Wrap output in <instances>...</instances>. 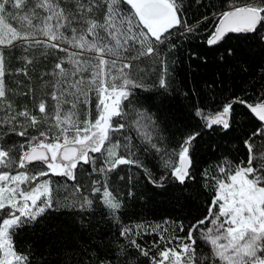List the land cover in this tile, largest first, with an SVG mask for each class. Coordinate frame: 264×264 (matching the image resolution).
<instances>
[{"label": "snow or ice", "instance_id": "snow-or-ice-1", "mask_svg": "<svg viewBox=\"0 0 264 264\" xmlns=\"http://www.w3.org/2000/svg\"><path fill=\"white\" fill-rule=\"evenodd\" d=\"M194 4L213 10L190 22L192 0H0V264H32L14 236L60 212L82 228L98 214L111 236L107 246L64 249L62 264H264V61L253 70L242 59L264 50V0ZM233 38L239 46L224 47ZM192 42L218 52L225 72L204 93L192 90L196 123L173 143L141 93L155 89L163 103L169 68ZM6 50H20V103L7 83ZM37 55L54 58L39 74L40 95L29 73ZM234 74L235 93L223 78ZM236 132L242 159L223 155L195 171L205 134ZM201 181L212 193L203 218L127 216L143 199L138 186L179 202Z\"/></svg>", "mask_w": 264, "mask_h": 264}, {"label": "trees", "instance_id": "trees-1", "mask_svg": "<svg viewBox=\"0 0 264 264\" xmlns=\"http://www.w3.org/2000/svg\"><path fill=\"white\" fill-rule=\"evenodd\" d=\"M208 0H204L207 3ZM224 0H212L214 6L218 7ZM243 3L244 0H239ZM71 5L74 0H68ZM189 8L190 22H194L201 16L208 14L212 8H204L195 6ZM203 36L201 37V39ZM238 42L235 38L228 40L224 47H238ZM196 52L198 55H206L208 63L202 64L198 59H191L188 52ZM7 60V83L9 89L15 90L17 95L13 99L20 103L22 97L19 92L23 90V86L18 87L17 82L26 78L16 74L15 70L22 66L20 61V50H6ZM58 55H63L58 54ZM218 52L207 49L202 43L192 42L184 44L176 54L175 65L169 68V95L160 103L158 98L152 96V92H143L141 95L145 97L143 103L145 107H150L153 111L159 108V116L164 128L167 129V135L174 138L173 143L179 138L180 134L186 127H190L196 123L191 116V105L195 102L196 97L193 94V89L197 93L206 91L205 84L217 79V76L225 72V68L216 62ZM242 59L247 60L252 69L264 61V50L256 49L255 56L249 58L243 56ZM37 60L40 63L35 68L29 66L31 76V86L35 87L37 95L42 93V81L38 78L41 72L49 71L54 63V58L43 59L37 55ZM155 78V72H152L145 80V83L151 85ZM225 80L232 84L233 92L239 91L241 83L239 74H234L229 77L224 75ZM187 93V96L185 95ZM240 135L239 132L222 136L218 134L208 133L198 143V151L196 153L195 171L199 172L202 168L207 167L218 157L231 154L235 160L242 159L244 149L240 146L236 139ZM215 149L214 150V147ZM124 167V166H122ZM203 181L198 183L193 191V196L190 200H180L175 202L170 194H160L158 191H153L150 188L137 187V197L132 202L131 207L127 211V216L137 220L147 218L150 221H159L164 217H173L194 221L195 219L203 218L207 213V207L211 201L212 193L203 188ZM100 219L97 214V221ZM97 221H93L87 228H82L80 218L68 212H60L47 221V226L36 231H21L14 236L13 241L19 252L30 253L32 264H62L64 259L63 250L70 247H78L81 243L91 242L93 246H99L101 241L107 246L110 243V229L102 227ZM143 264H148L147 258H142Z\"/></svg>", "mask_w": 264, "mask_h": 264}]
</instances>
